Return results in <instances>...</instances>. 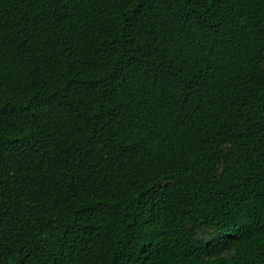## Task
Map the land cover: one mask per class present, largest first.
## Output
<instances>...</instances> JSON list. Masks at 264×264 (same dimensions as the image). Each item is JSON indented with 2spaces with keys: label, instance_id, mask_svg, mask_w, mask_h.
I'll return each mask as SVG.
<instances>
[{
  "label": "trees",
  "instance_id": "1",
  "mask_svg": "<svg viewBox=\"0 0 264 264\" xmlns=\"http://www.w3.org/2000/svg\"><path fill=\"white\" fill-rule=\"evenodd\" d=\"M0 105V264H264V0H0Z\"/></svg>",
  "mask_w": 264,
  "mask_h": 264
},
{
  "label": "snow or ice",
  "instance_id": "2",
  "mask_svg": "<svg viewBox=\"0 0 264 264\" xmlns=\"http://www.w3.org/2000/svg\"><path fill=\"white\" fill-rule=\"evenodd\" d=\"M175 24V21L172 22ZM97 81H99L101 78L96 77L95 78ZM74 84L79 83V81H74ZM65 95L68 97V107L72 108L73 111L79 112L81 111L80 109V104L81 100L77 99V97H82L85 101H91L95 99L101 98V95L97 92L96 88L94 85H87L85 84L83 89L79 87L72 86L71 84L67 87L65 90ZM37 107L34 109L35 112V117L34 120H43L45 116H51L53 113L49 109H45L43 107L44 104H51L50 101H40L37 100ZM3 105H0V123L3 122L2 116H3ZM4 160V153L2 150H0V161ZM204 264H221L219 261H205Z\"/></svg>",
  "mask_w": 264,
  "mask_h": 264
}]
</instances>
